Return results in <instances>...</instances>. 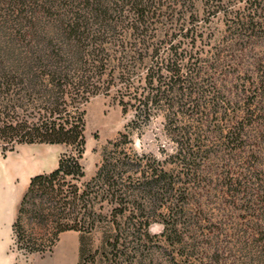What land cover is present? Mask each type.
<instances>
[{
  "label": "rangeland",
  "instance_id": "374dc122",
  "mask_svg": "<svg viewBox=\"0 0 264 264\" xmlns=\"http://www.w3.org/2000/svg\"><path fill=\"white\" fill-rule=\"evenodd\" d=\"M51 1L53 4L50 0H34L40 7L26 8L25 16L36 24L33 28L28 18L20 14V8L0 5V60L33 59L36 56L32 51L37 46L45 48V54L50 56V25L68 6L66 0ZM178 8L184 11L183 20L192 14V23L185 25L198 34L192 44L185 37L177 36L174 41L180 40L181 48L194 52L197 63L204 66L205 73L197 78L200 93L192 96L193 104L200 102L197 98L201 96L199 111L195 114L194 107L190 118L173 107L169 112L178 114L177 122L170 125L161 108L146 125H129L131 135L114 146L112 142L132 119L133 109L129 106L123 111L115 100L116 95L127 91L124 82L115 79L106 89L104 81L108 77L103 75L96 82V92L81 108L86 138L81 163L85 174L79 179L66 177L68 182L63 187L65 192L74 190L78 194L99 189H88L85 184L94 176L106 151L113 150L120 157L125 153L126 161L138 165L139 170L147 163L158 171L165 170L171 174L172 189L162 197L156 192L151 198H123L130 201L129 205L134 202L144 207L142 213L135 210L132 221L149 225L139 228L137 222L127 228V212L117 217L121 227L116 231L108 198H95L89 203L92 219H85L90 224L84 230L67 229L54 237L55 219L64 216V221H72L76 209L72 204L62 207L61 203L54 205L50 198L37 197L33 205L25 206L27 211L21 212L17 221L22 238L40 249L25 254L14 244L12 224L19 215L30 177L12 222L2 224L5 236L1 240L4 247L0 264H41L48 256L50 264H264V0H185ZM236 15L241 17L237 19ZM19 34L25 37L24 41L18 39ZM161 38L162 33L158 32L152 45L160 46L163 59L169 50ZM108 49L113 51L114 47ZM215 49L221 50V58L207 67ZM89 70L86 73L92 74L93 69ZM35 74L39 75L36 83L18 76L11 87L5 83L0 86V105L7 101L16 104L9 114L14 119H34L56 97L49 76L40 70ZM145 75L144 67H136L128 80L130 89L123 93L141 85ZM4 94L9 100H3ZM128 95H124L125 100ZM7 119L10 117L0 115V123ZM168 127L181 129L190 138L195 154L191 165L172 157L175 145L165 134ZM1 139L0 145L8 146ZM24 148L37 150L38 159L50 164H57L59 154L66 149L62 144L26 143L16 144L6 152L0 147V155L6 157ZM139 170L132 172L130 178L136 180ZM14 183L25 184L20 180ZM167 205L175 206L177 214L172 218L175 231L166 233Z\"/></svg>",
  "mask_w": 264,
  "mask_h": 264
},
{
  "label": "trees",
  "instance_id": "16d2710c",
  "mask_svg": "<svg viewBox=\"0 0 264 264\" xmlns=\"http://www.w3.org/2000/svg\"><path fill=\"white\" fill-rule=\"evenodd\" d=\"M65 2L68 6L64 7L59 15L55 14L57 17L52 20L54 24L50 25L53 34L47 43L50 44V56L45 54L44 47L42 49L37 46L36 50L32 51L36 56L33 59L0 60V77L3 79L0 86L5 83L11 87L13 80L18 76H21V79L27 77L36 83L39 75L35 72L40 70L41 73L49 76L50 86L56 95L38 111L37 115H34L32 120L14 119L9 114L13 113L16 104L9 101L6 103L3 101L5 104L1 103L0 115L10 117L0 123V138L8 143V146L0 145L2 152H6V149L13 150L16 144L26 143L62 144L66 148L59 154L55 168L31 176L20 201L19 215L12 224V231L15 246L25 254L40 249L32 247L22 238L17 230V221L21 212L27 211L28 207L25 206L33 205L37 197L50 198L54 205L61 203L62 207L72 204L76 209L72 221L67 219L64 221V216H59V220L55 219L53 233L55 237L58 232L67 229L84 230L85 225L90 224L89 221L86 223L85 219H92L89 203L95 198L100 200L108 198L107 201L111 203L108 210L116 231L121 227L116 221L117 217H123L127 212L129 213L125 221L127 228L134 227L137 222L139 228H142V225L147 227L148 223L132 221L135 210L142 213L144 207L134 202L129 205L130 201H123V198L130 195L135 198L138 196L151 198L156 192L162 197V194L172 189V177L167 171L162 169L158 171L149 163L139 170L138 165L126 161L125 153L120 157L112 150L106 151L94 176L85 184L88 189L94 186L99 189L83 190L80 194L74 190L65 192L63 187L68 182L66 177L79 179L85 174L81 163L86 144L81 108L96 92L98 88L96 82H99L103 75L106 74L108 77L104 81L107 83L106 89L111 81L118 79L124 82L125 90L129 91L131 85L128 80L134 69L144 67L146 72L141 85L135 86L129 93L123 91L115 96V100L122 105L123 111H127L129 106L133 109V116L124 130L119 133V137L112 142L114 146L126 141L131 135L129 125L133 128L146 125L161 108L166 111L168 124L173 125L178 114H172L169 112L170 109L178 107L183 116L191 118L194 115V107L197 108L196 114L201 106V96L197 98L200 102L195 104H193L195 98L192 99V96L200 93L197 78L205 73L204 66L197 63L194 52L181 48L180 40L174 41L177 36L187 38L188 44L197 40L196 30L185 25L192 23V14L189 15L191 18L183 20L184 11L178 8L180 4L185 3V0H66ZM35 3L34 0H0V5L9 6L14 10L20 8V14L28 18L27 21L31 22V25H28L31 28L36 24L29 16H25V12L27 7H40ZM50 4H53L51 0ZM52 15L51 13L50 16ZM239 17L241 16L236 15L237 19ZM234 22L239 25L238 21ZM158 32L162 33L160 42L168 43L169 51L167 57L163 59H160L159 55L160 46L152 45L155 44L152 42L157 38ZM18 39L24 41L25 37L19 34ZM110 46L114 47L113 51H109ZM220 51L215 49L210 59L212 61L207 67H211L221 58ZM68 55H71V58H68ZM89 69H93L92 74L86 73ZM5 94L2 95L3 100H9ZM125 94H129L127 100L124 99ZM169 128L166 129L165 134L175 145L172 157L180 160L184 165L186 163L187 166L191 165L192 156L195 157V154L191 150V142L188 141L190 138L187 139L181 129ZM138 170L140 176L136 180L131 179L130 174ZM125 173L127 177H123ZM123 180L128 182L122 183ZM113 202L117 205H112ZM167 208L166 233L175 231L176 223L172 218L177 214L175 206L167 205Z\"/></svg>",
  "mask_w": 264,
  "mask_h": 264
},
{
  "label": "crops",
  "instance_id": "0c3cea01",
  "mask_svg": "<svg viewBox=\"0 0 264 264\" xmlns=\"http://www.w3.org/2000/svg\"><path fill=\"white\" fill-rule=\"evenodd\" d=\"M33 155L37 157L38 151L28 148L11 152L6 157L0 155V255L4 247L1 240L5 236V227L2 224L12 222L15 207L29 178L37 172H48L57 165L40 161ZM14 180L23 181L25 184L17 186ZM41 264H50V256L44 258Z\"/></svg>",
  "mask_w": 264,
  "mask_h": 264
}]
</instances>
